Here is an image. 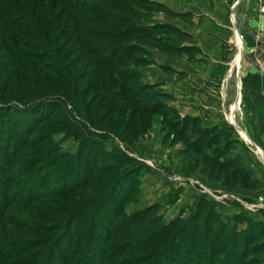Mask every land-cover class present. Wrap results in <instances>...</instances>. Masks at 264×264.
I'll list each match as a JSON object with an SVG mask.
<instances>
[{
    "label": "rangeland",
    "instance_id": "374dc122",
    "mask_svg": "<svg viewBox=\"0 0 264 264\" xmlns=\"http://www.w3.org/2000/svg\"><path fill=\"white\" fill-rule=\"evenodd\" d=\"M243 1L202 82L209 58L161 0H3L0 264H264V0Z\"/></svg>",
    "mask_w": 264,
    "mask_h": 264
},
{
    "label": "crops",
    "instance_id": "0c3cea01",
    "mask_svg": "<svg viewBox=\"0 0 264 264\" xmlns=\"http://www.w3.org/2000/svg\"><path fill=\"white\" fill-rule=\"evenodd\" d=\"M165 3L170 10L177 16L172 17L168 22L175 25L182 31L191 34L196 42V46L202 51L203 55L208 56L209 63L201 65L205 69H199L195 71L197 76H201L199 81L204 82L211 81L215 82L216 79L223 77L224 72L227 70L225 60L230 58L228 53V45L230 47L231 37L234 31L239 29H247L246 12L247 1L243 0H161ZM244 2V5H243ZM200 5V6H197ZM201 5H203L202 9ZM203 13L201 14V11ZM235 10V12H234ZM235 14L236 24L234 28L231 25L230 15ZM184 16V17H183ZM244 17V18H243ZM185 18V19H184ZM264 21V20H263ZM264 24V23H263ZM238 26V27H237ZM233 38V37H232ZM237 42V40H236ZM228 63V61L226 60ZM189 64V63H188ZM231 64V63H230ZM229 64V65H230ZM172 69L176 70L175 67ZM194 69V68H193ZM230 69V66H229ZM188 71V70H186ZM190 72V71H188ZM179 73V70H177ZM229 73V70H228ZM181 76L180 73L177 74ZM182 79L180 86L189 85L187 79ZM202 79V80H201ZM204 80V81H203ZM259 79L252 78L249 86L255 88ZM243 83V82H242ZM244 87V85H242ZM242 87V90H243ZM173 95V94H172ZM176 108L180 111L181 115L196 116L201 114L195 108L184 106L179 101H175ZM239 109V102L236 107H233V112ZM231 122L236 126V119L234 115L230 119ZM244 139L249 140L247 135L241 132ZM261 159L264 161V153L260 150L259 153Z\"/></svg>",
    "mask_w": 264,
    "mask_h": 264
},
{
    "label": "trees",
    "instance_id": "16d2710c",
    "mask_svg": "<svg viewBox=\"0 0 264 264\" xmlns=\"http://www.w3.org/2000/svg\"><path fill=\"white\" fill-rule=\"evenodd\" d=\"M64 1H66V0H64ZM91 2H89V4H83V5H80L79 7H77L76 9L79 11V13H84V12H98V11H100L101 9H97L100 5H102V4H106L107 2H109V1H113V0H100V1H96V0H90ZM146 1V0H145ZM2 2H3V0L2 1H0V5H2ZM118 19H119V21H124V20H121V18H119L118 17ZM19 23V22H18ZM167 27H169V28H173L174 30H176V31H178V28H176V27H172V26H170V25H168ZM137 31H139V33H142L143 31H140V30H137ZM128 34V32L127 31H125L124 32V36L125 35H127ZM185 35V34H184ZM198 49V48H197ZM173 51V49L171 48V52ZM164 53H167L166 51H164ZM173 54V53H172ZM128 77V79L129 80H127L126 78ZM135 79V76H134V74H133V72H131V71H129V73L126 71V72H124V75H123V80H124V82H126V81H130V82H132L133 80ZM147 86H153V85H147ZM142 89V88H141ZM131 90H133V89H130L129 91L131 92ZM134 91H136L135 93H138L139 91V93H142V90H134ZM131 97V96H130ZM149 100H151L150 99V97L148 98V101ZM157 101V100H156ZM156 107V106H155ZM146 111H148V110H146ZM172 112V114H174L175 116H177V114H176V112L172 109V111L171 110H169L167 107H166V109H165V111H164V114H163V116L164 115H169L170 113ZM192 119H189L188 117H186L183 121H188V122H190ZM193 120H195V119H193ZM196 121V120H195ZM216 129H211V131H212V137L211 138H207V137H205V141L207 140V141H210V144H212V145H215V144H217V138H216V136H217V133H214V131H215ZM13 131H15V130H13ZM17 132H13V133H11L10 135H8V136H5V135H3V134H1V135H3L5 138H12L15 134H16ZM22 135V134H21ZM1 137V136H0ZM8 145H9V148H8V150L7 151H10V148L12 149V147H13V145H12V142H9L8 143ZM228 163V162H227ZM23 199V198H22ZM24 201H27V199H24ZM1 205H5V203L3 202V204H1ZM130 221V220H129ZM116 227L117 228H119V231H125V228L120 224V225H116ZM117 232V231H116ZM113 233H115V232H113ZM113 233H111V234H113ZM98 241V240H97ZM24 245V244H23ZM138 245H142V246H145L146 244H144V243H141V242H133V243H127V244H125L124 246V248L125 249H128V250H125V251H130L131 249H134V247L133 246H138ZM8 252V251H7ZM31 252H29L28 250H27V252H25V255L26 256H29V254H30ZM38 254V253H37ZM36 254V255H37ZM41 254V253H40ZM52 254V253H51ZM46 255H47V253H46ZM110 255H112V253H109V256ZM19 256V253H17L16 254V256H15V258H10V256H7V254H5L4 255V257H5V259L6 260H11L12 262H14V260H16L17 259V257ZM2 257L3 256H0V259H2ZM49 259H51V258H49ZM98 258L97 257H95V260H97ZM66 262L64 263V264H74L73 262H70V258H66V260H65ZM136 262V263H135ZM135 262H131V264H141L142 262H141V260H139V261H135ZM49 264L48 263V261L47 260H45V262L43 261V262H40V264ZM18 264V263H17Z\"/></svg>",
    "mask_w": 264,
    "mask_h": 264
},
{
    "label": "built area",
    "instance_id": "2783aa9c",
    "mask_svg": "<svg viewBox=\"0 0 264 264\" xmlns=\"http://www.w3.org/2000/svg\"><path fill=\"white\" fill-rule=\"evenodd\" d=\"M232 16H234V15L232 14Z\"/></svg>",
    "mask_w": 264,
    "mask_h": 264
}]
</instances>
